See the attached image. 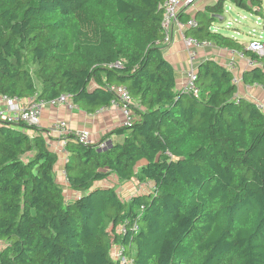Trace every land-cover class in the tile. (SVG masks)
<instances>
[{
    "label": "trees",
    "instance_id": "1",
    "mask_svg": "<svg viewBox=\"0 0 264 264\" xmlns=\"http://www.w3.org/2000/svg\"><path fill=\"white\" fill-rule=\"evenodd\" d=\"M164 1L0 0V97L67 94L93 113L122 86L135 104L103 150L63 139L72 200L42 131L0 120V264H120L115 246L131 264H264V109L212 58L196 68V94L177 89ZM227 5L258 16L263 0H216L185 36L255 61L241 83L264 89V57L212 30ZM113 176L148 190L125 202Z\"/></svg>",
    "mask_w": 264,
    "mask_h": 264
},
{
    "label": "crops",
    "instance_id": "2",
    "mask_svg": "<svg viewBox=\"0 0 264 264\" xmlns=\"http://www.w3.org/2000/svg\"><path fill=\"white\" fill-rule=\"evenodd\" d=\"M193 5L188 12V15L191 16L190 19L192 20L195 18L194 15L196 13L195 12L193 14ZM180 23L184 24L181 21ZM185 31V27L172 25L169 34V43L161 45L165 60L174 68L178 90L182 89L186 84L187 75L191 69H194L196 72V68L200 63L212 58L214 61L227 68L233 74L234 81L237 85V95L239 97L253 101L262 109H264V89L259 85L247 86L241 83L242 73L257 65L255 64V61H251L248 57L243 56L240 52L218 49L211 43L204 44L201 48L196 49L195 57L193 61H191L183 42ZM236 33L237 35L241 34V31L237 30ZM259 38L260 37L251 38L247 43L242 44L246 48V45L250 41L257 40ZM28 102L29 101L26 100H14V102H12L14 110L13 107L11 109V106H8L7 103H0V111L9 115H13L17 110L24 109ZM122 120V114L116 104L101 108L93 113H86L80 108L74 109L65 105L59 106L57 108H52L48 105L43 107L40 114L38 128L46 137L47 145L50 150L58 155V160L54 171L55 178L56 182L63 187L65 194L69 197L68 199H75L79 196V194L72 191H67L69 189L64 176L66 155L64 153V146L62 145V142L64 141L59 136V134L53 130V125L57 121H65L71 129L85 130L89 132L91 140L99 142L102 137L114 129L121 127ZM108 140L120 141L122 140V137L114 135L109 137ZM116 180L118 179L113 176L110 183L113 185V187H115L114 189H119L120 195L124 199L134 194L132 187L133 181H120L121 184L117 185L115 184ZM136 193H138V191Z\"/></svg>",
    "mask_w": 264,
    "mask_h": 264
},
{
    "label": "built area",
    "instance_id": "3",
    "mask_svg": "<svg viewBox=\"0 0 264 264\" xmlns=\"http://www.w3.org/2000/svg\"><path fill=\"white\" fill-rule=\"evenodd\" d=\"M196 0H165L161 7L163 9V18L161 22V26L163 29L164 38L160 45L167 44L170 41V30L172 25L178 27H185L186 29L192 28L196 26L195 20L190 19L184 24H181L179 21V15L181 13L189 12L192 5L195 3ZM264 3V0H263ZM183 42L186 48V51L190 57V60L193 61L195 57V50L201 48L206 43H199L195 39L187 36H183ZM250 52L258 55L264 56V39H257L250 41L246 48ZM195 79H196V72L194 69H191L187 75V81L184 87L181 90L185 91H192L194 94L197 93L195 88ZM236 83V82H235ZM111 92L114 93L116 99L112 102V105H117L120 109L122 114L123 120L121 123V127H131L134 121V101L128 94L127 90L122 86H111L109 88ZM16 99H9L7 97H0V103H7L8 106H11V109L14 106L12 102ZM50 106L52 108H57L59 106H69L70 108L78 109L76 105H73L70 102L69 95L64 94L59 96L56 99L44 102V101H37V100H30L28 104L22 110H17L15 114L9 115L2 111H0V120H6L9 123L13 122H22L28 126H39L40 122V114L44 106ZM260 107V106H259ZM261 108V107H260ZM262 109V108H261ZM53 130L59 134V136L64 139L66 136H72L75 141L83 145H95L99 150L105 149L110 140L105 139L102 142H95L91 140L89 132L85 130H73L71 129L67 122L65 121H57L53 125ZM64 146V142H62ZM133 229H136L134 226ZM116 247V248H115ZM114 247L113 258L118 261L120 264H131L130 261L126 260L123 255V250L120 249L118 246Z\"/></svg>",
    "mask_w": 264,
    "mask_h": 264
},
{
    "label": "rangeland",
    "instance_id": "4",
    "mask_svg": "<svg viewBox=\"0 0 264 264\" xmlns=\"http://www.w3.org/2000/svg\"><path fill=\"white\" fill-rule=\"evenodd\" d=\"M215 0H196L193 9L194 12H200L199 15H204V18H209L210 14L204 10L205 6L211 5ZM212 30L221 33L224 36L237 39L241 44L247 43L251 38L264 39V3L261 8L260 15L256 16L253 13H248L245 11H241L233 6H226L225 13L223 15V19L212 24ZM237 30L241 31V34L236 33ZM264 57V56H261ZM135 106V104H134ZM58 157V155H57ZM59 162V161H58ZM57 164V163H56ZM115 184H121L120 181L116 180ZM133 193L138 194L144 193L148 190L147 185H140L136 181L133 180ZM141 187V188H140ZM119 195V189H115ZM67 191H71L70 189ZM135 191V192H134ZM65 197L69 198L66 194ZM123 201H127L129 199H124L121 195ZM116 248V247H115Z\"/></svg>",
    "mask_w": 264,
    "mask_h": 264
},
{
    "label": "water",
    "instance_id": "5",
    "mask_svg": "<svg viewBox=\"0 0 264 264\" xmlns=\"http://www.w3.org/2000/svg\"><path fill=\"white\" fill-rule=\"evenodd\" d=\"M110 144V143H109Z\"/></svg>",
    "mask_w": 264,
    "mask_h": 264
}]
</instances>
